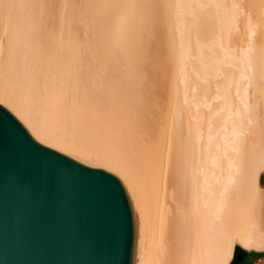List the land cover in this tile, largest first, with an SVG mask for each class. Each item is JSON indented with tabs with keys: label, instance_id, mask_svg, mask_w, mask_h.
Wrapping results in <instances>:
<instances>
[{
	"label": "bare ground",
	"instance_id": "6f19581e",
	"mask_svg": "<svg viewBox=\"0 0 264 264\" xmlns=\"http://www.w3.org/2000/svg\"><path fill=\"white\" fill-rule=\"evenodd\" d=\"M0 82L38 138L123 175L137 264L264 252V0H0Z\"/></svg>",
	"mask_w": 264,
	"mask_h": 264
},
{
	"label": "water",
	"instance_id": "95a60500",
	"mask_svg": "<svg viewBox=\"0 0 264 264\" xmlns=\"http://www.w3.org/2000/svg\"><path fill=\"white\" fill-rule=\"evenodd\" d=\"M140 238L115 167L44 142L0 104V264H137ZM261 258L239 249L234 260Z\"/></svg>",
	"mask_w": 264,
	"mask_h": 264
},
{
	"label": "rangeland",
	"instance_id": "374dc122",
	"mask_svg": "<svg viewBox=\"0 0 264 264\" xmlns=\"http://www.w3.org/2000/svg\"><path fill=\"white\" fill-rule=\"evenodd\" d=\"M0 83H1V85H2L3 82H0ZM1 85H0V86H1ZM36 107H37V106H36ZM38 107H39V106H38ZM40 108H41V107H40ZM36 109H37V108H36ZM39 110H40V109H39ZM41 110H42V109H41ZM43 111H44V110H43ZM47 111H48V110H47ZM40 112H41V111H40ZM48 112H49V111H48ZM48 112H47V113H48ZM41 114H43V112H42ZM44 114H46V113H44ZM49 114H50V113H48L47 115H49ZM51 114H52V112H51ZM47 115H46V116H47ZM44 116H45V115H44ZM46 116H45V117H46ZM52 116H54V114H53ZM48 117H50V118H48V119H50V120L54 123V121H53L52 118H51V115L48 116ZM56 117H59L58 119H61V120L64 119L63 117H62V118H63V119H62L60 116H55V118L53 117V119H54V120L57 119ZM58 119H57V121H56L57 124H59V123H58V121H59ZM64 120H65V119H64ZM64 120H63V121H64ZM66 120H67V119H66ZM59 122H60V121H59ZM66 122H67V123H65V122L62 123V122H60V124H61V123H62V124H64V123H65V124H68L69 122H70L69 124H71V122L73 123L74 121H69V122H68V120H67ZM62 124H61V125H62ZM61 125H60V126H61ZM71 125H72V124H71ZM71 125H70V126H71ZM76 125H77L78 127L81 126L80 124H79V125H80V126H79L78 123H77ZM60 126H59V127H60ZM66 126H67V125H63L64 128H66ZM73 126H75V123H74ZM63 127H62V128H63ZM68 127H69V125L67 126V128H68ZM75 127H76V126H75ZM82 127H83V126H82ZM69 128H70V127H69ZM72 128L74 129V127L71 126V129H72ZM84 128H85V126H84ZM75 129H76V128H75ZM85 129H87V128H85Z\"/></svg>",
	"mask_w": 264,
	"mask_h": 264
},
{
	"label": "snow or ice",
	"instance_id": "6c2138e0",
	"mask_svg": "<svg viewBox=\"0 0 264 264\" xmlns=\"http://www.w3.org/2000/svg\"><path fill=\"white\" fill-rule=\"evenodd\" d=\"M235 251L238 252L239 249L237 248ZM232 264H237V261H236V260H233V261H232Z\"/></svg>",
	"mask_w": 264,
	"mask_h": 264
}]
</instances>
